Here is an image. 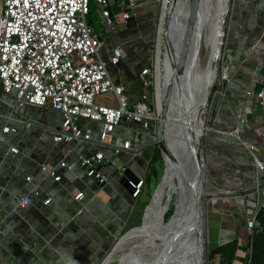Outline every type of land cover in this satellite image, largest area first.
<instances>
[{
  "label": "crops",
  "instance_id": "obj_1",
  "mask_svg": "<svg viewBox=\"0 0 264 264\" xmlns=\"http://www.w3.org/2000/svg\"><path fill=\"white\" fill-rule=\"evenodd\" d=\"M92 2L95 16L90 22L101 40V59L109 62L116 48L124 53L118 66L108 64L112 80L125 87L131 109L144 95L152 100L153 89L144 86L142 72L152 70L158 56L159 0H140L127 22L119 18L115 0H110L116 14L113 27L106 23L101 6ZM226 29L228 50L233 52L232 80L216 85L204 146L212 192L216 188L241 191L256 180L252 157L242 142L253 144L258 154L264 152L259 132L264 114L256 99L247 97L264 79V0H231ZM12 103L13 95L3 94L0 84V130L7 124L20 129L0 149V264H102L120 238L138 226L133 223L141 197L134 199L119 179L123 168L135 178H145L154 138L132 120H124L102 144V125L80 119L82 129L92 132V140L82 146L57 143L53 138L63 121L61 112L25 106L15 113ZM239 115L244 121L241 125ZM28 122L33 125L23 128ZM238 127L241 140L227 134ZM116 138L131 142L132 150L117 155L112 144ZM11 148L18 153H11ZM98 152L107 160L100 172L109 179L101 188L79 166L73 171L58 168L59 181L41 168L45 164L54 169L62 161L72 163L81 154L90 157ZM35 190L40 194H33ZM80 192L84 198L79 203L75 196ZM26 195L31 202L22 207L20 200ZM48 196L52 201L45 205ZM82 206L84 211L78 214ZM255 209L256 198L245 199L242 194L209 198L205 206L209 249L234 240L245 246L246 220ZM238 222L244 225L237 233Z\"/></svg>",
  "mask_w": 264,
  "mask_h": 264
},
{
  "label": "built area",
  "instance_id": "obj_2",
  "mask_svg": "<svg viewBox=\"0 0 264 264\" xmlns=\"http://www.w3.org/2000/svg\"><path fill=\"white\" fill-rule=\"evenodd\" d=\"M92 0H0V84L5 95H13L14 103L10 104L12 111L17 113L25 106L38 108H52L61 112L63 121L54 135L57 143H83L92 140V132L83 130L79 125L80 119L98 122L102 125L100 142L103 144L112 135L124 119L132 120L143 131L148 132L157 140L159 112L157 90V64L155 60L152 70L142 72L144 86L152 87V100L144 95L134 108L129 107V97L122 85H116L112 80L108 64L118 66L124 58L120 48L113 50L109 62H105L99 55L101 40L95 33L88 17ZM102 8V15L106 23L113 27L116 14L112 16L110 0H94ZM165 1V0H164ZM140 0H115L119 18L127 22L133 16V10ZM164 4V3H163ZM220 82L228 83L232 80L231 65L233 52L226 49L222 56ZM262 70L264 71V65ZM218 84V83H217ZM103 94H112L117 107L97 104L96 99ZM247 97H254L264 114V79L261 87L247 92ZM240 125L244 122L239 115ZM32 122L23 128H30ZM20 129L5 125L0 130V149L8 136L19 133ZM260 136L264 140V119L259 128ZM240 139V128L227 133ZM250 153L256 170V180L247 189L228 190L216 188L217 196H234L242 194L243 198H256V209L246 220L249 234L259 226L257 216L264 206V152L258 154L255 146L242 142ZM115 153L131 151L129 141L118 138L112 141ZM11 153L18 150L11 148ZM107 160L102 152L86 157L79 155L75 162L62 161L58 167L49 169L41 165L48 176L59 181L58 168L73 171L79 166L87 171V176L101 184H107L108 178L100 172L99 165ZM125 168L121 169L124 172ZM32 176L27 178V182ZM134 199H139L146 187L145 178L138 182L130 181ZM33 194L39 195L35 190ZM84 198L80 192L75 196L76 201ZM52 198L48 196L45 205ZM30 196L20 200V205L30 204ZM84 206L78 214H82ZM252 252H249L250 264ZM218 264V261H217Z\"/></svg>",
  "mask_w": 264,
  "mask_h": 264
},
{
  "label": "bare ground",
  "instance_id": "obj_3",
  "mask_svg": "<svg viewBox=\"0 0 264 264\" xmlns=\"http://www.w3.org/2000/svg\"><path fill=\"white\" fill-rule=\"evenodd\" d=\"M228 1L181 0L182 6L179 5L176 10V16L179 17L180 24L174 27L176 29L174 31H180L182 37L185 34L189 36L187 58H190L189 68L192 76H195L194 81L190 80L188 82L191 83L188 98L185 102L183 90L178 86L172 75V55L170 46L166 42L170 34L168 33L166 36L163 28L166 8H168L170 3L168 4V0H165L166 4L158 31L157 110L160 114L162 108H164L166 86L175 85V95L173 94L170 102L168 100L167 105V116L171 120L166 122V131L170 132V134L175 133V131L181 133L184 130L181 135L185 138L189 137V132L186 133L189 125H186L185 118L191 108H193V126L197 133L205 131L206 112L202 108L205 106L208 88L213 81L215 73V59L219 50L221 16ZM184 31L186 32L184 33ZM207 38L210 41L209 49H207ZM174 46L175 48L177 47L176 43ZM203 48L208 50L206 66H202L201 63V51ZM199 65H201L200 70ZM165 138L167 140L165 154L167 171L165 179L146 212L143 226L136 232L131 233L126 242L117 249L119 251L128 243L141 241L140 245H137L138 247L135 245L128 256L121 259V264H159L156 260L159 256L161 245L163 249L166 247L161 264H195L197 252L192 236L195 234L199 223L197 213L199 192L196 188L194 189L195 184L184 174L183 168L177 166V159L180 152L183 153L187 141L180 138L174 140L172 136H165ZM172 198L175 199V210L172 217L166 222L165 216ZM141 249L148 251L146 259L137 257L138 253H141ZM168 249L171 250L168 252ZM113 259L114 254L108 258L106 264H110Z\"/></svg>",
  "mask_w": 264,
  "mask_h": 264
},
{
  "label": "water",
  "instance_id": "obj_4",
  "mask_svg": "<svg viewBox=\"0 0 264 264\" xmlns=\"http://www.w3.org/2000/svg\"><path fill=\"white\" fill-rule=\"evenodd\" d=\"M170 3V4H169ZM165 1H164V8H165ZM168 8H166V15L164 16V30L165 35L167 36L168 33L169 38L166 40L168 46H170V52L172 55V61H171V67H172V75L173 78L178 83V86H180L183 90L184 95V101L186 102L189 94L190 89V83H188L190 80L194 81V77L192 76V72L190 71V58H187V46H188V35H184V37L181 36L180 31H174L176 30L174 27L179 23V20L177 15V8L181 5V0H168ZM231 0L227 2L226 7L224 8V12L221 16V24H220V32H219V50L217 57L215 59V73L213 77V81L210 84V87L208 88V95L206 98L205 106L202 109H205V112L207 113L209 107L211 98L213 95V91L215 86L217 85L218 78L220 76L221 71V60L223 51L226 44V25H227V19L229 15ZM179 13V12H178ZM113 16V12H112ZM183 32V31H182ZM186 31H184L185 33ZM176 43V48L174 44ZM174 51V52H173ZM157 55H158V48H157ZM165 89V88H164ZM173 94L175 95V85L170 84L169 86H166L165 95H164V108H162V111L159 114L158 119V129H157V140L156 144L159 146L161 150V154L164 160L165 164V171L162 180L158 184L153 196L152 200L155 197V194L161 184L163 183L166 171H167V162H166V144L167 140L165 136H172L174 140L177 138L185 139L187 143L185 144L183 153L180 152L179 157L177 159V166L179 168H183L184 174L189 177L190 181H193L194 189L199 192L198 193V201H197V213H198V224L195 234L192 236V239L195 247H196V257H195V264H205L206 258H205V242H206V229H205V206L207 203V200L212 197H216L218 194L215 192H212L208 189V175H207V165L205 161V138H206V130L205 128L204 132L197 133V130L193 126L194 120H193V108L190 109V111L187 113L185 121L186 125H189V128H187V132H189V137L185 138L182 134L184 130L181 133H178L175 131V133L170 134L166 130L167 128V121H170L171 118H168L167 116V105L168 100L170 102V99L172 100ZM170 106V104H169ZM126 120V119H124ZM176 142V141H175ZM104 162H102L99 165V169L104 167ZM122 177L119 179L120 184L124 186V188L129 191L131 194L134 193V189L132 188L130 181L138 182L139 178H135L132 174V172L127 169L124 172H121ZM96 184L99 188L103 187V184L99 183L96 180ZM152 200L150 204L146 207L144 217H143V224L145 222L146 212L149 208V206L152 203ZM135 227L131 230H129L126 234H124L120 240L117 242L109 256L105 259V261L102 264H106V261L109 257H111L117 249L120 247L121 244L125 243L128 236L136 232L140 229V227ZM243 222L237 223V233L240 231L241 226H243ZM237 236V235H236ZM162 246V245H161ZM160 246L159 256L156 260L157 263L161 264L162 257L164 256V253L166 252V247L163 249V246ZM138 247V246H136ZM171 249H168V252ZM161 252V253H160ZM121 264V262L119 263Z\"/></svg>",
  "mask_w": 264,
  "mask_h": 264
},
{
  "label": "trees",
  "instance_id": "obj_5",
  "mask_svg": "<svg viewBox=\"0 0 264 264\" xmlns=\"http://www.w3.org/2000/svg\"><path fill=\"white\" fill-rule=\"evenodd\" d=\"M93 12V2L90 4V14L88 20L90 22V15ZM91 24V22H90ZM92 25V24H91ZM263 74L264 71L262 70ZM217 86L215 87V92ZM153 155L150 159L147 173L145 175V184L148 189L147 195L151 197V190L160 183L163 176L164 161L161 154V150L157 144H154ZM149 202H143L140 204L137 210V215L140 214L142 218L143 209ZM174 210H170L165 216L166 222L172 217ZM257 220L259 226H257L252 234H249L248 243L245 246L239 244L238 240H234L227 244L220 245L215 248L209 249V259L212 264H245L249 260V252H252L250 264H264V206H262L258 212ZM141 223L138 225L140 226ZM137 226V227H138ZM241 252L242 255H239Z\"/></svg>",
  "mask_w": 264,
  "mask_h": 264
},
{
  "label": "rangeland",
  "instance_id": "obj_6",
  "mask_svg": "<svg viewBox=\"0 0 264 264\" xmlns=\"http://www.w3.org/2000/svg\"><path fill=\"white\" fill-rule=\"evenodd\" d=\"M164 0H159V4H160V19H159V22H158V28H157V33H156V38H155V55L157 56V46H158V42H159V34H158V31H159V26H160V23H161V19H162V14H163V10H164ZM95 16V11H93L90 15V17H94ZM227 31V29H226ZM227 39V37H226ZM228 40V39H227ZM209 38H207L206 40V43H207V49H209ZM226 49H228V42L226 41V44H225V48H224V51H223V54H225L226 52ZM208 50L206 49H202L201 51V63H202V66H206V63L208 62V53H207ZM223 56V55H222ZM155 60H158V56L157 58H155ZM222 62V60H221ZM221 66H222V63H221ZM201 69V65H199V70ZM222 69V68H221ZM200 72V71H199ZM220 82V76L218 78V81L217 83L218 84H223V83H219ZM217 84V85H218ZM216 87V86H215ZM215 89V88H214ZM214 94V92H213ZM115 97H113L111 94H103V95H100L97 97L96 99V102L97 104H101V105H107V106H111V107H116V104H117V101H115L116 99H114ZM211 117H212V114H211V110H210V107L205 115V118H206V127L209 126L210 124V120H211ZM164 161V160H163ZM164 171H165V164H164V170H163V174L164 175ZM120 174V173H119ZM122 177V175H120ZM120 177V178H121ZM163 176L161 177V180H162ZM160 180V181H161ZM157 186L153 187L152 190H151V197H149L147 195V192H148V189L147 187H145L144 191H143V194L141 195V201L139 203V207H140V204L143 203V202H149L147 204V206L150 204L151 200H152V196L156 190ZM142 205V204H141ZM143 206V205H142ZM141 206V207H142ZM146 206V207H147ZM140 207V208H141ZM146 207L142 210L143 211V215H142V218L140 216V214H138L137 216H135V222L133 224H140L141 225L143 224V217H144V213H145V209ZM170 210H175V199H170V207L168 209V211L166 212V214H168V212ZM206 218V216H205ZM140 225V226H141ZM205 229H206V221H205ZM206 238V237H205ZM139 243H141V241L139 242H131V243H128L126 245L123 246V248H121L119 251L116 252V254L114 253V259L113 261L110 263V264H119L121 262V259L125 256H128V254L132 251V249L135 247V245H140ZM131 247V248H130ZM142 250V249H141ZM145 251V252H144ZM135 252H140V251H135ZM143 252V253H142ZM140 257L141 259H146L147 256H148V251L146 250H142L141 253H138L137 257ZM205 258H206V261H205V264H212L210 262V259H209V247H208V242L206 240L205 242ZM115 261H118V262H115ZM140 261V260H139Z\"/></svg>",
  "mask_w": 264,
  "mask_h": 264
}]
</instances>
